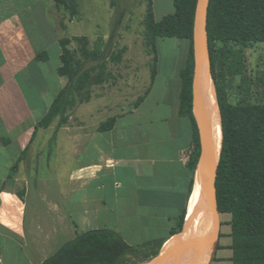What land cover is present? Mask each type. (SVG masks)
<instances>
[{"label":"crops","instance_id":"1","mask_svg":"<svg viewBox=\"0 0 264 264\" xmlns=\"http://www.w3.org/2000/svg\"><path fill=\"white\" fill-rule=\"evenodd\" d=\"M53 1L0 0V264H42L77 232L99 228L116 230L131 245L166 240L163 248L177 235L197 184L198 164L190 163L194 123L180 98L189 41L185 51L177 45L161 49L157 42L154 79L128 110L105 116L115 118L112 128L99 130L104 107L93 91L69 115L82 124L59 126L57 117L42 127L69 82L59 74ZM43 52L48 57L39 59ZM91 104L94 110L86 114L83 108ZM85 120L98 125L93 129ZM41 141L52 173L39 177L31 167L38 166Z\"/></svg>","mask_w":264,"mask_h":264},{"label":"trees","instance_id":"2","mask_svg":"<svg viewBox=\"0 0 264 264\" xmlns=\"http://www.w3.org/2000/svg\"><path fill=\"white\" fill-rule=\"evenodd\" d=\"M72 14L80 12L78 0H54ZM175 12L157 21L153 1L148 0L144 19L147 44L154 53L152 80L156 74L159 38L189 41L186 67L181 72V110L194 123L195 148L191 165L201 154L200 132L194 115V29L198 0H173ZM118 28V24L115 29ZM208 46L211 73L221 115L223 141L216 187L221 213H230L232 260L234 264H264V70L250 66L249 50L264 42V0H210ZM79 48L69 47V37L60 38L62 49L59 74L68 84L58 93L40 126L49 127L59 117V126L69 120V112L92 98L94 85L107 75V41L101 38L93 48L86 36H75ZM43 52L39 59H46ZM112 60L119 57L110 55ZM115 118L99 126L108 130ZM17 166L11 170L16 173ZM21 197L23 194L19 193ZM186 211L174 234L183 231ZM166 240L141 245L129 244L112 228L77 232L42 264H127L131 257L147 260L157 256Z\"/></svg>","mask_w":264,"mask_h":264},{"label":"rangeland","instance_id":"3","mask_svg":"<svg viewBox=\"0 0 264 264\" xmlns=\"http://www.w3.org/2000/svg\"><path fill=\"white\" fill-rule=\"evenodd\" d=\"M78 1L80 4L79 13L72 14L63 6L58 7L55 1L52 2L50 10L61 38L69 37L71 39L69 45L71 49L77 50L79 48V43L74 39L75 36L88 37L90 48H93L101 38L107 41V75L103 83L94 85L92 88L95 98L101 99L102 102L100 104L103 103L104 107V109L101 108V113L99 114L98 122L100 123L106 120L109 112H122L133 106L134 101L144 93L146 84H148L147 80L151 76V68L154 62V53L147 44L145 37L144 19L148 8V0ZM152 1L158 21L162 20L164 16L175 12L173 0ZM117 24L118 28L115 29ZM187 43L188 40L185 39L160 38L158 41L161 49L177 45L183 51H185ZM113 53L118 55L119 58L117 60L110 58ZM249 54L251 68L257 69L260 66L264 70V42L256 44L254 49L249 50ZM75 108L70 111L69 115H75ZM106 108L109 110L108 112ZM86 110H94V105L84 106L83 111L85 112ZM68 122L72 125L82 124L77 116L71 117ZM85 123L93 129L98 125L96 122L89 124L86 121ZM51 135L52 131L46 134L47 142ZM36 154L35 156L39 159L38 166L31 168L38 170L37 175L39 177L45 173H52L44 165L45 146L42 141L36 148ZM32 157L34 156L32 155L31 159ZM55 157L56 155L52 159H55ZM230 220V213H221L220 248H218L216 259L212 264H233L230 261L232 251L228 248L232 242L229 235L231 233ZM178 238L175 237L166 244L167 248L163 247L165 251ZM155 257L142 261L140 259L143 257H131L127 264H149ZM184 257V260L178 261L176 264L191 263V256L188 251L184 253Z\"/></svg>","mask_w":264,"mask_h":264},{"label":"water","instance_id":"4","mask_svg":"<svg viewBox=\"0 0 264 264\" xmlns=\"http://www.w3.org/2000/svg\"><path fill=\"white\" fill-rule=\"evenodd\" d=\"M209 1L210 0H198L197 5L194 29L195 70L193 91L201 143V154L198 162V173L200 174L202 179L205 206L207 212L210 214V225L205 232L200 233L198 235H184L179 237L166 250L164 254H162L160 251V253L155 257V259L152 260L149 264H175L181 259L183 253L189 248V246L194 241H201L204 239H211L213 242L211 256L212 259L220 236L222 223L216 187L217 171L220 158L216 159V152L211 142V116L207 104V87L203 80V59L204 57H206L209 65V73L215 85L211 73L210 51L208 46L207 23Z\"/></svg>","mask_w":264,"mask_h":264},{"label":"bare ground","instance_id":"5","mask_svg":"<svg viewBox=\"0 0 264 264\" xmlns=\"http://www.w3.org/2000/svg\"><path fill=\"white\" fill-rule=\"evenodd\" d=\"M203 80L207 87L206 89L207 104L211 116V142L216 152V159H219L222 149L223 132H222L220 113H219V105L215 91L216 89L209 73V65L206 57H204L203 59ZM209 225H210V214L206 210L202 179L200 174L198 173L196 190L193 194L192 201L187 211V216L185 219L183 231L175 235L174 238L180 237L182 235L183 236L198 235L200 233L205 232L209 227ZM212 246H213V242L211 239L194 241L185 251V252L188 251L191 256L190 264H208L212 256ZM165 252H166L165 248L161 249L162 254H164ZM184 253L181 259L179 260V262L185 259Z\"/></svg>","mask_w":264,"mask_h":264}]
</instances>
